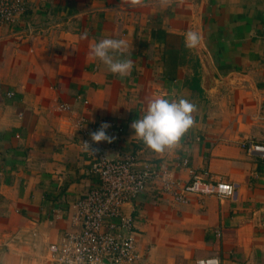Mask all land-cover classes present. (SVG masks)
<instances>
[{
	"label": "crops",
	"instance_id": "obj_1",
	"mask_svg": "<svg viewBox=\"0 0 264 264\" xmlns=\"http://www.w3.org/2000/svg\"><path fill=\"white\" fill-rule=\"evenodd\" d=\"M24 1L18 21L0 24V264H46L49 244L78 230L74 203L97 183L79 116L93 132L111 125L114 142L95 143L111 158L132 153L181 181L193 168L235 186L226 198L174 202L151 188L133 198L125 211L141 257L131 264H264V160L242 145L264 142V0ZM189 31L202 37L194 49ZM105 37L129 42L130 75L89 56ZM161 95L196 111L179 146L159 154L130 124Z\"/></svg>",
	"mask_w": 264,
	"mask_h": 264
},
{
	"label": "built area",
	"instance_id": "obj_2",
	"mask_svg": "<svg viewBox=\"0 0 264 264\" xmlns=\"http://www.w3.org/2000/svg\"><path fill=\"white\" fill-rule=\"evenodd\" d=\"M25 11L24 0H0V24L18 21ZM58 108L68 110L70 106L60 103ZM74 127L80 135V146L86 141L95 150L87 152L89 172L96 176L97 183L74 203L70 218L78 230L67 231L58 242L49 244L50 264H131L138 260L141 255L135 239V217L125 211V205L149 188L174 202H186L190 194L226 198L235 192L233 183L207 180L193 168L189 179L181 181L168 167L140 160L132 153L111 158L91 141L93 128L84 116L75 118ZM242 145L247 153L264 160V142L247 140ZM189 164L188 158L179 161L183 167ZM196 264L223 263L217 256H208L197 259Z\"/></svg>",
	"mask_w": 264,
	"mask_h": 264
},
{
	"label": "clouds",
	"instance_id": "obj_3",
	"mask_svg": "<svg viewBox=\"0 0 264 264\" xmlns=\"http://www.w3.org/2000/svg\"><path fill=\"white\" fill-rule=\"evenodd\" d=\"M130 7L142 6L143 0H123ZM167 5L170 0H161ZM201 35L196 31H189L185 35V46L194 49L201 43ZM129 42L124 38L105 37L90 46L89 56L100 61L109 72L120 77L131 74L133 62L127 58ZM196 106L189 100L180 98L168 99L166 96L149 98L143 115L130 124L134 130V137L154 151L162 154L179 146L181 138L194 125L193 113ZM110 124L102 123L100 128L90 133L94 143L107 142L111 144L115 136L107 134ZM83 149L93 153L88 142H82Z\"/></svg>",
	"mask_w": 264,
	"mask_h": 264
},
{
	"label": "rangeland",
	"instance_id": "obj_4",
	"mask_svg": "<svg viewBox=\"0 0 264 264\" xmlns=\"http://www.w3.org/2000/svg\"><path fill=\"white\" fill-rule=\"evenodd\" d=\"M6 245H4V247H5ZM46 254L44 255V261H46V264H50V262H49V255H47L48 254V247H47V249H46Z\"/></svg>",
	"mask_w": 264,
	"mask_h": 264
}]
</instances>
